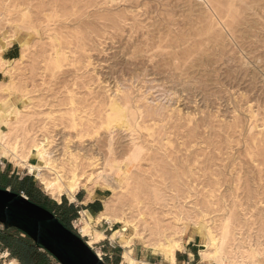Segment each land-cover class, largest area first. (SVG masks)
Wrapping results in <instances>:
<instances>
[{"label": "rangeland", "instance_id": "374dc122", "mask_svg": "<svg viewBox=\"0 0 264 264\" xmlns=\"http://www.w3.org/2000/svg\"><path fill=\"white\" fill-rule=\"evenodd\" d=\"M10 45L16 58L6 59ZM0 63V109L20 108L6 133L23 136L25 151L36 142L61 165L69 150L87 173L90 159L111 161L119 180L110 182L112 192L93 181L79 190L89 199L103 191L101 211L105 200L112 216L136 224L147 242L133 241L135 259L168 264L148 245L158 223L170 228L179 214L193 239L176 251L175 264H207L196 222L215 229L230 215L234 243L261 239L264 0H0ZM114 104L125 122L115 119ZM1 163L12 170L10 189L29 178L50 198L49 211L64 198L70 204L66 195L53 198L27 167L6 157ZM98 213L80 219L115 241L104 263L122 264L118 234L129 238L133 228L95 224Z\"/></svg>", "mask_w": 264, "mask_h": 264}, {"label": "bare ground", "instance_id": "6f19581e", "mask_svg": "<svg viewBox=\"0 0 264 264\" xmlns=\"http://www.w3.org/2000/svg\"><path fill=\"white\" fill-rule=\"evenodd\" d=\"M27 46H28V44H27ZM19 57H20V55H19ZM21 57H23V56L21 55ZM0 84H2V83H0ZM10 84L9 83H3V86H4L3 89H5L6 91H10V89L12 88L11 87L12 85L10 86ZM9 94H11V92ZM19 109L15 103H12L10 105L3 103L2 107L0 109V158L6 157L10 161H12L15 165H21L25 168L27 167L29 172L34 173V175L40 179L41 183L45 187V190L53 198H55L58 201L60 200V197L62 195L68 196V198H70V200H75V193L79 190V187H80V184L82 183V181H89V182L93 181L95 183L102 185V187L106 188L110 192H112L114 190V187L111 186V183L113 181H114L113 184L117 183L119 180L117 178H115V171H112L113 170L112 166L110 167L111 161H109L108 158L103 157V159L100 162H97V159L93 160V159H90L88 157V159H90L88 161V167H90L91 171L87 173V171L80 172V170L84 169V168H80L81 162H78L76 160L77 157L75 158L73 153L69 150H66V152H63V154H62L64 156L62 158V160H64V162L67 165L66 170L63 169L62 164L64 162H61L62 164L59 165L57 160H56L57 158L54 156V154L51 151L45 150L44 154H43L42 148L44 146L42 148H41V146H37L35 140L33 141V143L35 142L34 143L35 145H33L31 148L28 147L29 149L27 151H25V149H27V148H25L26 145H25V141L23 139L22 134H21L22 137H20L19 134H16L14 132H10L8 134L6 133L7 126H9V123H10L9 121H10L11 117L16 116L19 112ZM112 111L115 112L114 114H115L116 120H122V123L125 122L126 116H124V114L120 111L119 105L114 104L112 106ZM109 118H106V119H109ZM111 118H112V116H111ZM112 119H110V121L113 122L114 119L113 120ZM118 122H120V121H118ZM118 122L116 124H119ZM104 124H105V122H104ZM12 126L14 127V125H12ZM110 127L111 126H109L108 128H110ZM17 133H19V132H17ZM24 134H25V132H24ZM107 135H108V132H107ZM33 143H31V144H33ZM133 145H134V143H133ZM108 147H109V152H110L112 150L110 140H109ZM32 156L35 157L34 162L30 161ZM132 157H136V155L132 154ZM139 160L140 159H138V161ZM66 165H65V167H66ZM108 166H109V168H108ZM108 169L110 170V172L111 171L112 172L110 174H108V178H106L105 172ZM63 170H64V172H62ZM51 172L54 174L53 176H51L52 175ZM125 185H127V184H125ZM156 207H158V206H156ZM179 208H180V206H179ZM187 213H185V214H187ZM166 214H169V213H167V211H166ZM169 215L171 216V214H169ZM179 215H178V217L175 216V220L173 219L174 225H172V227H170V228H163L162 226L164 224L161 226L160 223H158L156 230H155L156 239L154 240V242H151L148 245V247L152 249L151 252L153 254L160 255L161 257H163V259L168 264H175V261H176L175 253H176V251H181L182 248L185 246V243L188 242L189 240L193 239L192 236L186 235L187 224H184L183 222H181L182 217H180ZM94 221H95V224H97L101 221H104L108 224L120 223V224H123V226L132 227L133 228L132 235L129 238L125 239L124 243H123V248H125V251L123 254L124 264H149L145 261H139V260L135 259L132 256V248H131L132 247L131 244L133 243L134 240H139V241H142L143 243H146L147 239H145V237L142 235V233H140V231L137 229V227L135 226L136 224L132 225L133 221L130 220L132 222V223H130L129 221L124 220L121 217L112 216L111 206H110L109 202L104 200L103 210L96 215ZM74 224L78 228V232L82 236H84V237L87 236V238H89V240L87 241V243L89 245L94 244V243L92 244L93 239L95 241L99 242V240L104 239L106 237L103 232L96 230L95 228L93 229V226H91L90 223L88 221H86L85 219H77V220H75ZM231 224H232V221H231L230 215H228V216L224 215L222 222L220 223V227L215 228V229L207 228V229L202 230V226L199 223L196 222L193 224L194 230L198 233V235L202 239V243H201L202 248L199 250L200 262L207 263V264H262V260H264V242H263V239H264V231L263 230L264 229L260 227L257 231V233L260 231V233H259L260 235L258 237L261 238L262 240L261 239L255 240L254 242L252 241L248 244V247H244L239 242H236L237 244L234 243L236 241L234 239L235 238L234 237L235 232H234V229L232 230ZM154 225H155V223H154ZM234 225H237V224H234ZM239 225H238V227H239ZM232 231H233V233H232ZM261 231L263 233H261ZM251 235H253V234H251ZM259 238H257V239H259ZM248 239H249V237H248ZM15 263H16V260H10L9 264H15Z\"/></svg>", "mask_w": 264, "mask_h": 264}, {"label": "water", "instance_id": "95a60500", "mask_svg": "<svg viewBox=\"0 0 264 264\" xmlns=\"http://www.w3.org/2000/svg\"><path fill=\"white\" fill-rule=\"evenodd\" d=\"M0 224L20 230L60 264H105L79 234L22 193L0 188Z\"/></svg>", "mask_w": 264, "mask_h": 264}, {"label": "trees", "instance_id": "16d2710c", "mask_svg": "<svg viewBox=\"0 0 264 264\" xmlns=\"http://www.w3.org/2000/svg\"><path fill=\"white\" fill-rule=\"evenodd\" d=\"M12 191L24 194L30 201L37 203L47 209V205L51 203L50 198L44 196L38 189L32 184L29 178H22L16 182V184L10 189ZM54 211L52 213L63 223L66 220L67 223L77 216V208L74 204H67V200L61 204L53 202ZM71 229L70 226L65 225ZM0 240L2 241L5 248L8 249L10 256L16 257L22 264H46L48 261V252L42 251L37 247L33 241L27 236L23 235L20 230L16 229V233L9 232V229H5L0 226ZM72 230V229H71ZM75 232V231H74Z\"/></svg>", "mask_w": 264, "mask_h": 264}, {"label": "crops", "instance_id": "0c3cea01", "mask_svg": "<svg viewBox=\"0 0 264 264\" xmlns=\"http://www.w3.org/2000/svg\"><path fill=\"white\" fill-rule=\"evenodd\" d=\"M11 47H12V45H10L8 48H6V55H5L6 59L16 58L15 52L12 50ZM1 158H3V157H1ZM1 164H3V163H1ZM4 167H5L4 164H3V166L0 167V183H2L4 181L5 184L3 182V186L5 188H7V189H10V187H9L10 183L8 182V180H10L9 178H11L10 173H11L12 170H10V167H6V168H4ZM20 179H22V178H20ZM102 192L103 191H100V190L96 189L94 191V198L89 199L88 197H90V196H88L87 192H85V191L83 192V191L79 190L75 194V199L76 200H70V198H68L69 201H70L69 203L70 204L71 203L74 204V206L76 208L78 207V205H81L82 210L80 211V216H78L77 219H80V217H84V216L85 217H90L92 215L91 213L95 214V213L101 211L102 201H103V196H104V193H102ZM108 230H112V229L108 228ZM118 236L120 237L119 242H120L121 246L123 247V243H124L123 240H125L127 238H124L123 235H121L120 233L118 234ZM106 241L107 242L104 243V248H107L108 251H105V252L111 254V257H112L114 252L110 251V249H115V247H116V245L114 244L115 241L112 238L108 237L107 235H106ZM124 251H125V248H124L123 253H122V264H124V258H123ZM182 253L185 254L186 252L183 251ZM184 254H182V257L185 259L186 256ZM189 254L191 255V253H189ZM10 260H16L15 264H22L19 261V259H17L16 257H12V256H10L8 262L6 261L4 264H6V263L9 264ZM145 262H147L149 264H154V263H151V262H148V261H145ZM175 263H176V261H175ZM46 264H60V263H56L50 257H48V261L46 262Z\"/></svg>", "mask_w": 264, "mask_h": 264}, {"label": "built area", "instance_id": "2783aa9c", "mask_svg": "<svg viewBox=\"0 0 264 264\" xmlns=\"http://www.w3.org/2000/svg\"><path fill=\"white\" fill-rule=\"evenodd\" d=\"M77 215L78 216H80V212H79V210H77ZM77 219V217L76 218H74V219H72L71 221H70V224H71V226L73 227V229L74 230H77V228H76V226H75V224H74V222H75V220ZM0 226H2L1 224H0ZM73 230V231H74ZM77 234H79L83 239H84V236H82L79 232H78V230H77ZM21 235H25V234H21ZM87 237V236H86ZM85 241V240H84ZM103 241H106V240H101V241H99V242H97V243H100V245H99V248H100V251H96L94 248H93V245H89L88 243H87V241H85L86 243H87V245L95 252V254L101 259V260H103V257H107V258H111V254H109V253H107V252H105V251H103V248H104V243L105 242H103ZM42 251H46V250H44L43 248H40ZM47 252V251H46ZM48 255H49V257L54 261V262H56V263H59L50 253H48ZM9 257H10V253H9V251H8V249L7 248H5L4 247V245H3V243H2V241L0 240V264H4L6 261H8L9 260ZM122 263V262H121ZM154 264H156V263H154Z\"/></svg>", "mask_w": 264, "mask_h": 264}]
</instances>
